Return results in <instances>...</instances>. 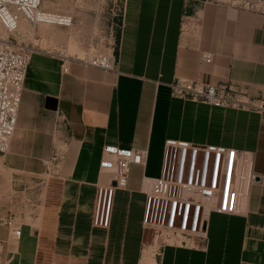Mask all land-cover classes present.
<instances>
[{
  "label": "crops",
  "instance_id": "1",
  "mask_svg": "<svg viewBox=\"0 0 264 264\" xmlns=\"http://www.w3.org/2000/svg\"><path fill=\"white\" fill-rule=\"evenodd\" d=\"M113 54L115 69L70 61L63 71L59 57L31 53L0 170L11 187L39 180V201L18 236L0 223V264H264V109L180 98L168 86L183 78L263 92L264 10L122 0ZM165 137L238 151V210L207 212L205 238L193 244L146 245L142 179L159 174ZM105 145L145 153L144 164H129L125 186L112 188L108 207ZM13 193L1 202L3 219L18 211Z\"/></svg>",
  "mask_w": 264,
  "mask_h": 264
},
{
  "label": "built area",
  "instance_id": "2",
  "mask_svg": "<svg viewBox=\"0 0 264 264\" xmlns=\"http://www.w3.org/2000/svg\"><path fill=\"white\" fill-rule=\"evenodd\" d=\"M40 0H0V152L7 149L15 129L16 114L32 44L13 41L10 35L25 21L31 26L41 21ZM46 52L60 58L61 70L67 62H79L102 69H115L113 52L82 58L61 50ZM206 58L208 54H202ZM174 96L211 105L264 109V91L257 96L245 88L228 82L205 83L174 78L168 83ZM106 156L99 165L110 171L111 180L102 188V200L108 207L111 190L126 184L129 164H144V150L103 146ZM238 151L234 147L214 143H194L189 140L165 137L160 170L157 176L144 177V208L142 225L175 235L183 244H193L205 238V216L210 210L235 213L241 191L238 186ZM104 215L102 224H106ZM10 222L8 221V226ZM19 235V228L12 231ZM165 241V240H164ZM163 240H161V243Z\"/></svg>",
  "mask_w": 264,
  "mask_h": 264
},
{
  "label": "rangeland",
  "instance_id": "3",
  "mask_svg": "<svg viewBox=\"0 0 264 264\" xmlns=\"http://www.w3.org/2000/svg\"><path fill=\"white\" fill-rule=\"evenodd\" d=\"M219 1L264 10V0ZM40 7L49 13L50 17L45 21L36 22L33 26L23 21L18 29L10 34L13 41L32 44L37 50H61L77 57L78 53L72 54L71 50H82V58L114 51L120 29L122 0H40ZM2 33L5 34L3 29ZM39 191V180L24 183L19 188L11 187L7 176L0 170V205L5 196L14 192V205L18 209L10 218L3 219L0 215V223L7 225L9 221L13 224V229L18 226L21 218L33 215L38 206ZM150 231L146 245L161 243V240L171 242L180 239L175 235L162 234L160 230ZM151 250L153 252V246Z\"/></svg>",
  "mask_w": 264,
  "mask_h": 264
},
{
  "label": "bare ground",
  "instance_id": "4",
  "mask_svg": "<svg viewBox=\"0 0 264 264\" xmlns=\"http://www.w3.org/2000/svg\"><path fill=\"white\" fill-rule=\"evenodd\" d=\"M41 16H42L41 21H38V22L45 21L48 17H50V14L49 13H43V15H41ZM0 32L2 33V28L1 27H0ZM71 49H73V48H71ZM73 52H77L78 55H79L78 57H83L84 56V52L82 50H71L72 54H73Z\"/></svg>",
  "mask_w": 264,
  "mask_h": 264
},
{
  "label": "water",
  "instance_id": "5",
  "mask_svg": "<svg viewBox=\"0 0 264 264\" xmlns=\"http://www.w3.org/2000/svg\"><path fill=\"white\" fill-rule=\"evenodd\" d=\"M111 183L114 184V180H112Z\"/></svg>",
  "mask_w": 264,
  "mask_h": 264
}]
</instances>
